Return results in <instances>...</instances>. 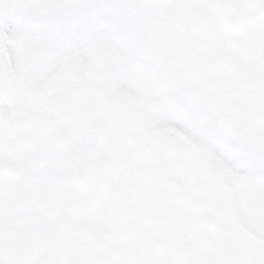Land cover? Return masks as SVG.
<instances>
[{
  "label": "snow or ice",
  "instance_id": "1",
  "mask_svg": "<svg viewBox=\"0 0 264 264\" xmlns=\"http://www.w3.org/2000/svg\"><path fill=\"white\" fill-rule=\"evenodd\" d=\"M0 264H264V0H0Z\"/></svg>",
  "mask_w": 264,
  "mask_h": 264
}]
</instances>
